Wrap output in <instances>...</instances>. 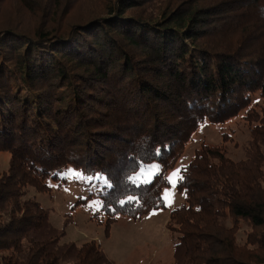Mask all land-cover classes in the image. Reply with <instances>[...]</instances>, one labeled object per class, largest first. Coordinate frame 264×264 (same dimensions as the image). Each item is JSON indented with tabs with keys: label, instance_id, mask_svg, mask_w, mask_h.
<instances>
[{
	"label": "trees",
	"instance_id": "trees-1",
	"mask_svg": "<svg viewBox=\"0 0 264 264\" xmlns=\"http://www.w3.org/2000/svg\"><path fill=\"white\" fill-rule=\"evenodd\" d=\"M243 113L242 159L224 139L180 170L171 264H264V0H0V264H116L96 240L63 243L31 193L68 168L105 178L109 237L166 207L203 123ZM146 165L160 172L137 184Z\"/></svg>",
	"mask_w": 264,
	"mask_h": 264
},
{
	"label": "rangeland",
	"instance_id": "rangeland-1",
	"mask_svg": "<svg viewBox=\"0 0 264 264\" xmlns=\"http://www.w3.org/2000/svg\"><path fill=\"white\" fill-rule=\"evenodd\" d=\"M253 102L256 104L260 100L256 97ZM244 115L243 113L222 126L203 123L192 136L176 166L168 172L169 185L162 193L166 207L153 210L139 220L125 215L118 216L109 237L106 236V215L102 212L103 203L100 197L105 178L99 175H86L68 168L60 174L59 179L49 181L50 193L39 194L33 191L31 194L36 195L43 206L52 210L51 219L54 226L66 230L67 235L63 243L76 242L82 245L84 242L96 240L116 264H171L173 240L167 224L171 212L183 205L185 197L176 188L179 177L174 178L173 182H170L169 178L189 163L195 150L203 143L218 144L225 139L231 158L236 161L242 159L243 147L250 135ZM9 162V152H0L1 171L8 169ZM159 172V167L146 165L133 180L137 184L148 183L145 181H152ZM138 176L140 178L136 179ZM165 193H170L167 200L164 199Z\"/></svg>",
	"mask_w": 264,
	"mask_h": 264
},
{
	"label": "snow or ice",
	"instance_id": "snow-or-ice-1",
	"mask_svg": "<svg viewBox=\"0 0 264 264\" xmlns=\"http://www.w3.org/2000/svg\"><path fill=\"white\" fill-rule=\"evenodd\" d=\"M155 167H156V166H154V168H155ZM149 172L151 173L152 170H149ZM179 172H180V170H177L176 172L173 173V177H170V178H169L170 182H173V181H174V178L179 177ZM69 174H70V175H76L75 173H69ZM142 175H143V173H142ZM139 178H140L139 176L136 177V179H139ZM179 179H182V177H179ZM145 182H149V181L146 180ZM169 195H170V193H165L164 199L167 200L168 197H169Z\"/></svg>",
	"mask_w": 264,
	"mask_h": 264
}]
</instances>
